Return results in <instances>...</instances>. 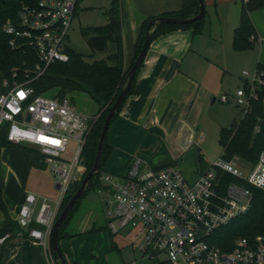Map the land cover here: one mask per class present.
<instances>
[{"label": "built area", "instance_id": "2783aa9c", "mask_svg": "<svg viewBox=\"0 0 264 264\" xmlns=\"http://www.w3.org/2000/svg\"><path fill=\"white\" fill-rule=\"evenodd\" d=\"M76 1L41 0L37 6H24L15 22L5 24L12 48L29 46L36 52L38 62L27 77H40L50 65L69 61L67 42ZM243 77L235 104L245 115L251 99L258 97L257 89L264 86V71H243ZM29 83L10 86L8 80L2 82L0 130L11 144L37 148L57 180L60 197L54 209L47 199L38 205L41 198L29 193L17 217L19 226L29 228V235L48 252L49 234L66 192L80 179L82 150L98 116L81 114L68 97L35 96ZM221 101L228 102L227 96ZM70 141L76 146L66 158ZM224 175L239 182L224 184ZM100 182L103 188L99 192L108 196L109 231L115 235L133 230L141 259L152 264H264V236L239 239L231 251L211 242L218 228L250 210L248 186L264 191V150L253 166L243 164L237 156L230 160L221 157L194 183L176 166L156 169L139 157L121 175L102 173ZM9 238L10 234L0 236V257ZM49 254L52 257L50 250Z\"/></svg>", "mask_w": 264, "mask_h": 264}, {"label": "crops", "instance_id": "0c3cea01", "mask_svg": "<svg viewBox=\"0 0 264 264\" xmlns=\"http://www.w3.org/2000/svg\"><path fill=\"white\" fill-rule=\"evenodd\" d=\"M203 1L207 13L202 33L179 29L151 43L137 75L134 91L111 124L108 143L112 151L105 172L123 174L130 161L143 152L147 159L139 158L151 165L161 166L174 160V166L183 172L187 181L194 183L201 174L197 144L203 139L201 136L199 141H195V128L211 98L221 92L220 101L222 96H227L228 102H221L234 105L240 112L238 119L242 117L241 109L235 104V93L244 83L243 71L254 72L259 65L264 67V0L261 7L250 12L257 43L245 51L234 49L233 37L240 24L242 4L247 2ZM120 2L124 67L128 69L134 60L142 20L179 10L182 0ZM226 77L233 79L227 80ZM225 83H228L225 85L227 89L234 83L237 87L222 93ZM213 99L211 106L218 101L216 97ZM34 168L37 167L19 149H1L3 200L8 216L14 222H17L27 194L31 193L26 186ZM53 177L55 188L59 190ZM100 189L89 191L81 200L66 227L68 237L59 241L66 263L138 264L144 259L137 252L135 232L125 229L114 235L109 231L108 196L100 193ZM1 213L0 227L6 219L2 210ZM0 264L55 262L49 250L47 252L29 235V228H20L10 234L4 244Z\"/></svg>", "mask_w": 264, "mask_h": 264}, {"label": "trees", "instance_id": "16d2710c", "mask_svg": "<svg viewBox=\"0 0 264 264\" xmlns=\"http://www.w3.org/2000/svg\"><path fill=\"white\" fill-rule=\"evenodd\" d=\"M40 1L41 0H0V86L4 80H8L10 86H12L14 82L23 83L25 81H30L29 85L34 89L35 96L47 95L54 90V96L60 100L67 97L69 92H86L98 106V112L96 114L98 117L87 136L81 154L82 164L86 167V172L78 181L74 182L66 192L59 208V217L80 187L82 179L94 166L106 117L122 90L129 70L142 50L147 32H152V42L162 35L179 29H191L194 34H200L205 25L207 12L205 10V15L201 20L191 24L158 25L155 23L159 17L185 19L196 16L200 12L201 7L199 0H182V6L179 10L166 12L160 16L144 18L140 24L139 35L135 44L133 63L130 68L125 69L121 2L120 0H112L108 11L109 23L105 26L89 27L83 30V34L86 36L92 51H105L110 44L113 45V51L109 54L107 59L88 62L83 54L75 52L68 47V62H56L50 65L45 74L40 77H36L34 74H30L27 77V74L34 69L38 62L36 52L29 46L12 48L9 45L11 37L5 33L4 26L8 21L15 22L19 11L24 6H37ZM77 5L78 0L76 1L75 11ZM261 6L262 0H250L247 4H242L240 24L235 29L233 37V47L236 51L250 50L255 47L257 43V34L251 21L250 12ZM142 65L143 63L136 73L125 101L121 104L119 110L111 120V124L118 117L128 97L133 93L136 78ZM257 70L264 71V67L259 65ZM257 96V99H251L250 111L248 113L242 115L240 119L235 120L230 128H222L220 130L219 143L223 147L222 158L230 160L237 156L249 166H253L257 162L260 153L264 150V86H260L257 89ZM258 125L260 126L259 132L256 131ZM109 130L102 149L99 172L91 178L86 192L78 199L60 227L58 241L68 237L66 227L81 200L89 191L100 189L102 186L100 176L105 172V166L112 151V147L108 143ZM7 147L19 149L31 164L37 168H44L47 166L45 163V156L41 154L37 148L24 144H11L6 139L5 131L0 130V151ZM198 160L201 172L207 170L209 165L206 163L200 149H198ZM174 164V160H169L161 166H153H155L156 169H160L174 166ZM223 179L224 184L239 182L237 178L231 175H224ZM248 187L252 192V205L250 210L244 215L237 217L229 224L218 228L211 236V242L224 251H231L234 249L236 241L239 239H254L257 236H264V191L250 186ZM0 209L6 215V219L0 227V236L5 234L12 235L17 229L22 228L17 222L12 221L7 214L1 182ZM35 226L36 225H33V227ZM52 258L56 261L55 256L53 257L52 255Z\"/></svg>", "mask_w": 264, "mask_h": 264}, {"label": "rangeland", "instance_id": "374dc122", "mask_svg": "<svg viewBox=\"0 0 264 264\" xmlns=\"http://www.w3.org/2000/svg\"><path fill=\"white\" fill-rule=\"evenodd\" d=\"M111 2L112 0H78L74 20L69 31L67 45L75 52L83 54L88 62L107 59L109 54L113 51L112 44H110L105 51H92L87 42L86 36L83 34V30L86 28L105 26L109 23L108 11L110 9ZM226 78L227 80L233 79L231 77ZM226 84L228 83L224 84L222 93L228 89L237 87V84L234 83L230 86L231 88L227 89V86H225ZM54 92L55 91L53 90L47 94V96H54ZM220 96L221 92L213 96L218 99L213 106H211L213 97L211 98V101L195 128V141H199V138L203 136L202 141L199 142L197 146L204 155L205 161L208 162L207 164L209 166L221 158L223 153V147L219 143L220 130L222 128H230L235 119L237 120L240 117L239 110L234 105L222 103L220 101ZM67 97L72 100L77 111L81 114L88 117L96 116L98 106L88 93L73 91L69 92ZM75 146L76 144L74 141L69 142L68 152L65 154L66 158H69V156L72 155ZM138 157L146 158L147 156L143 152H140ZM241 162L246 164L242 159ZM80 166L81 174L78 175L79 178H81L86 172V167L82 164V160L80 162ZM53 176L54 174L48 166H45L44 168H34L33 173L29 177L26 188L31 191V193L41 198L38 205H40L44 199H47L49 205L54 209L56 201L59 200L60 191L55 188ZM1 214L0 210V216ZM54 262L56 264L55 260ZM138 264H152V262L144 259Z\"/></svg>", "mask_w": 264, "mask_h": 264}, {"label": "water", "instance_id": "95a60500", "mask_svg": "<svg viewBox=\"0 0 264 264\" xmlns=\"http://www.w3.org/2000/svg\"><path fill=\"white\" fill-rule=\"evenodd\" d=\"M199 1H200L201 8H200V12L196 16L185 18V19H177L173 17H159L155 23L158 25H163V24L183 25V24H191L195 21L201 20L205 15V4L203 0H199ZM151 42H152V32L148 31L147 34L145 35V40H144L142 50L139 56L137 57V59L135 60L134 64L132 65L131 69L129 70L127 77L124 81L122 90L119 96L117 97V99L115 100L114 104L112 105L109 114L106 117L103 130L101 132L99 144H98V151L96 154L94 166L88 172V174L82 179L80 187L78 188L76 193L73 195V197L70 199L65 209L59 215L58 219L56 220L49 234V250L51 254L53 255V257L55 256L56 264H67L61 253L59 241H58V234H59L60 227L62 226L63 222L65 221V219L67 218L71 210L73 209L78 199L86 192L87 186L91 178L99 172L102 149H103V145H104L108 130L110 128L111 120L113 119L117 111L119 110L121 104L125 101L130 91L132 82L135 79L136 73L139 67L141 66V64L145 60L147 52L151 46ZM213 101H215V99H213Z\"/></svg>", "mask_w": 264, "mask_h": 264}]
</instances>
